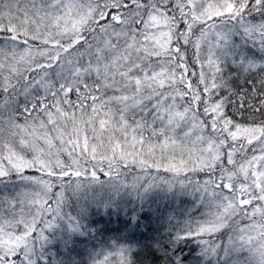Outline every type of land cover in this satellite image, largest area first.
<instances>
[{"label":"snow or ice","instance_id":"6c2138e0","mask_svg":"<svg viewBox=\"0 0 264 264\" xmlns=\"http://www.w3.org/2000/svg\"><path fill=\"white\" fill-rule=\"evenodd\" d=\"M54 233L82 264H264V0H0V264Z\"/></svg>","mask_w":264,"mask_h":264},{"label":"trees","instance_id":"16d2710c","mask_svg":"<svg viewBox=\"0 0 264 264\" xmlns=\"http://www.w3.org/2000/svg\"><path fill=\"white\" fill-rule=\"evenodd\" d=\"M185 198L190 199L187 197ZM186 199H183V201H185ZM164 205H166V202ZM164 205H162V207H165ZM165 208H167V205ZM93 211L88 215L87 218L83 220V223L91 224L93 221L100 220L106 222L108 219H111V228H118L120 226L118 219L115 215H112L111 217L103 216V214L95 215ZM92 226L101 227L102 225L92 224ZM102 238L103 237L101 236L97 239ZM95 243L96 241H88L85 237H81L75 234L71 236L70 240H68L67 243H65L61 239L60 233H54L51 236V243H49L45 247V259L48 261V264H75V262H81L82 264V262H84L87 258L89 249H91V247ZM181 247L184 248V252L179 253V255L183 256L188 253L190 247H195V245H181Z\"/></svg>","mask_w":264,"mask_h":264},{"label":"rangeland","instance_id":"374dc122","mask_svg":"<svg viewBox=\"0 0 264 264\" xmlns=\"http://www.w3.org/2000/svg\"><path fill=\"white\" fill-rule=\"evenodd\" d=\"M183 199H186L185 197H179V198H172L171 200L169 201H166V205H167V209L168 210H171V209H182V208H187V207H190L191 205V200L190 199H186L185 201H183ZM183 201V202H181ZM166 205H164L166 207ZM190 205V206H189ZM95 209H92L89 214ZM95 215H98L96 213V211H93ZM88 214V215H89ZM88 215L85 217L87 218ZM103 216H106V215H103Z\"/></svg>","mask_w":264,"mask_h":264}]
</instances>
